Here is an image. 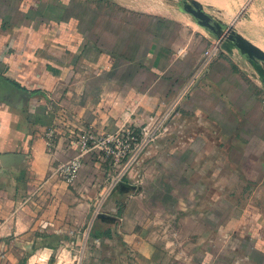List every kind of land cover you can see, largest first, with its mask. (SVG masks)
Wrapping results in <instances>:
<instances>
[{
  "label": "crops",
  "instance_id": "crops-1",
  "mask_svg": "<svg viewBox=\"0 0 264 264\" xmlns=\"http://www.w3.org/2000/svg\"><path fill=\"white\" fill-rule=\"evenodd\" d=\"M199 1L264 51V0ZM213 40L164 0H0V264H264V87L222 49L195 75ZM163 114L113 184L62 178Z\"/></svg>",
  "mask_w": 264,
  "mask_h": 264
},
{
  "label": "built area",
  "instance_id": "built-area-1",
  "mask_svg": "<svg viewBox=\"0 0 264 264\" xmlns=\"http://www.w3.org/2000/svg\"><path fill=\"white\" fill-rule=\"evenodd\" d=\"M220 51L219 41L213 40L204 50L194 74L198 75L212 57ZM165 117L166 114L151 117L138 131L131 128H122L100 135L91 132L81 134L78 154L61 163L58 167L59 173L65 181L72 183L82 167L84 155L92 153L117 167L113 174L114 177H111V183L113 184L132 165L141 151L166 129Z\"/></svg>",
  "mask_w": 264,
  "mask_h": 264
},
{
  "label": "water",
  "instance_id": "water-1",
  "mask_svg": "<svg viewBox=\"0 0 264 264\" xmlns=\"http://www.w3.org/2000/svg\"><path fill=\"white\" fill-rule=\"evenodd\" d=\"M180 11L189 14L194 22L204 28L219 41L220 48L229 55L238 54L253 69V76L258 78L264 87V51L245 39L232 26L225 24L214 16L209 5L199 0H179Z\"/></svg>",
  "mask_w": 264,
  "mask_h": 264
},
{
  "label": "trees",
  "instance_id": "trees-1",
  "mask_svg": "<svg viewBox=\"0 0 264 264\" xmlns=\"http://www.w3.org/2000/svg\"><path fill=\"white\" fill-rule=\"evenodd\" d=\"M95 234H96V235H97V234H100V235L110 236V231L99 232V230H96V231L92 232V236H94Z\"/></svg>",
  "mask_w": 264,
  "mask_h": 264
},
{
  "label": "rangeland",
  "instance_id": "rangeland-1",
  "mask_svg": "<svg viewBox=\"0 0 264 264\" xmlns=\"http://www.w3.org/2000/svg\"><path fill=\"white\" fill-rule=\"evenodd\" d=\"M164 1H166V2H168V3H170V4H175V5H177V3H178L179 0H164Z\"/></svg>",
  "mask_w": 264,
  "mask_h": 264
}]
</instances>
